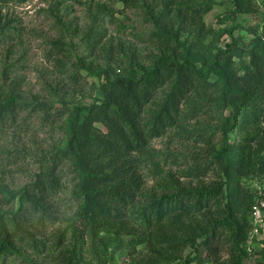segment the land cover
Returning <instances> with one entry per match:
<instances>
[{
	"label": "trees",
	"instance_id": "16d2710c",
	"mask_svg": "<svg viewBox=\"0 0 264 264\" xmlns=\"http://www.w3.org/2000/svg\"><path fill=\"white\" fill-rule=\"evenodd\" d=\"M119 1L148 16L155 51L141 57L133 47L111 44L104 65L76 60L70 82L85 86L86 71L101 97L72 106L50 85L55 97L43 100L22 96L9 77L0 82L2 137L8 125L29 128L28 120L39 116L59 136L35 156L30 183L17 190L0 183V259L39 264L22 245L52 264H82L89 243L94 254L99 246L105 254L144 247L145 256L132 264H171L188 248L196 255L179 264H244L255 195L242 182L264 172V44L242 51L232 42L212 53L227 34L205 22L218 0ZM229 1L234 15L255 10L253 0ZM5 28L11 29L7 24L0 32ZM231 52L248 55L242 71L233 67ZM163 137V148L152 144ZM3 151L14 160L28 150ZM59 200L73 207L72 217L55 215ZM16 202L17 211L4 209ZM45 221L60 223L48 239L38 238ZM224 234L228 258L201 259L199 246L212 256ZM257 255L264 264V246Z\"/></svg>",
	"mask_w": 264,
	"mask_h": 264
},
{
	"label": "rangeland",
	"instance_id": "374dc122",
	"mask_svg": "<svg viewBox=\"0 0 264 264\" xmlns=\"http://www.w3.org/2000/svg\"><path fill=\"white\" fill-rule=\"evenodd\" d=\"M255 10L252 14L234 15L229 0H218V4L205 17L208 27L217 33L226 31L216 47L225 48L235 43L242 51L253 49L256 43L264 44V0H253ZM104 7L109 12L104 11ZM9 24L11 29L5 28L0 32V82L9 77L8 84H12L17 91L26 98L39 95L41 99H51L52 92L49 85L57 90L59 98L70 105L78 103H91L101 92L95 90L93 85L96 78L83 71L85 86H75L68 79L75 70L76 60H83L86 67H97L105 64L103 51L111 44L114 48L119 45L133 47L141 57L150 51H155L150 42V35L154 25L148 20L145 12L138 9L126 8L119 0H0V29ZM228 53L233 67L242 71L241 61L249 63L246 53ZM227 56V55H225ZM224 56V57H225ZM144 62V60H143ZM4 70L7 72L4 74ZM97 84V83H96ZM60 105V104H59ZM58 105V106H59ZM27 118V112L18 116V123ZM29 128L9 126L7 136L0 135V183L6 184L11 190H17L31 182L37 172V163L34 159L41 150H47L59 136L50 133L51 127L43 126L41 117L28 120ZM233 141L239 140L235 133L231 136ZM167 139L165 137L153 141L157 148H163ZM12 153L15 149H27V154H19L14 160L7 158L5 148ZM14 155V154H13ZM18 155V154H17ZM16 159V160H15ZM16 161V162H14ZM9 163L8 165H6ZM243 184L255 195L254 210L264 211V172L243 180ZM67 196V195H66ZM63 195V200H66ZM59 200L57 212L73 215V207L66 206ZM19 203L4 209L17 211ZM254 212V211H253ZM253 213L250 214V229L242 248L250 255L244 259V264H258L261 256L257 255L264 246L263 229L255 226ZM45 221L43 227L36 228L38 238L47 236L59 225ZM64 226V225H63ZM33 229V228H32ZM257 229V231H256ZM222 244L217 247V253L208 256L205 245H200L198 255L203 260L212 262L224 261L227 248V234H224ZM201 243V241L199 242ZM82 253V264H132L134 259L145 256L146 249L139 247L136 251L121 249L117 252L110 249L108 254L99 246L98 253L92 252L89 243H86ZM23 254L39 264H52L50 257L40 255L29 247L19 245ZM191 248L181 254V260L171 264H179L185 257L196 255ZM28 264L23 257H10L0 259V264Z\"/></svg>",
	"mask_w": 264,
	"mask_h": 264
},
{
	"label": "built area",
	"instance_id": "2783aa9c",
	"mask_svg": "<svg viewBox=\"0 0 264 264\" xmlns=\"http://www.w3.org/2000/svg\"><path fill=\"white\" fill-rule=\"evenodd\" d=\"M252 216L254 218L256 228L261 229V230L263 229V232H264V211L261 209H256L253 212ZM256 231H257V229H256ZM205 264H212V263L207 262Z\"/></svg>",
	"mask_w": 264,
	"mask_h": 264
}]
</instances>
